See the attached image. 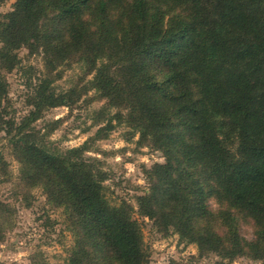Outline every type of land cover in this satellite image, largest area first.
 I'll return each instance as SVG.
<instances>
[{
	"label": "trees",
	"instance_id": "16d2710c",
	"mask_svg": "<svg viewBox=\"0 0 264 264\" xmlns=\"http://www.w3.org/2000/svg\"><path fill=\"white\" fill-rule=\"evenodd\" d=\"M22 47L41 53L50 71L74 60L91 75L81 90L58 93L52 77L39 78L33 109L17 124L6 117L0 75V132L23 177L67 211L69 264L150 257L143 221L128 202H111L87 141L59 150L48 139L47 148V133L31 127L44 109L90 90L119 108L96 134L114 129L126 109L140 138L165 157L136 197L140 216L215 253L219 264L244 255L264 262V0H14L0 12V68L20 64ZM211 198L221 207L211 209ZM234 211L253 221V240L240 236Z\"/></svg>",
	"mask_w": 264,
	"mask_h": 264
},
{
	"label": "rangeland",
	"instance_id": "374dc122",
	"mask_svg": "<svg viewBox=\"0 0 264 264\" xmlns=\"http://www.w3.org/2000/svg\"><path fill=\"white\" fill-rule=\"evenodd\" d=\"M14 0L0 4V12L12 9ZM174 7L179 10L180 6ZM183 10H188L183 6ZM20 64L7 71L0 68V75L7 85L6 117L19 123L33 107L29 104L33 87L39 78L50 76L52 87L61 92L75 87L82 89L84 69L71 60L54 71L47 68L41 53H31L22 47L18 50ZM106 108L105 116L98 114ZM119 111L116 106H107V99L94 90L80 93L72 104L46 108L31 127L47 133L51 146L59 150L82 145L87 141V157L98 160L99 166L107 173L104 181L106 194L112 203L128 202L134 208V216L143 221V240L148 248L149 264H219L222 260L213 252H201L195 243L182 240L170 227L164 229L153 220L137 213V195L147 193L151 187V175L155 164H164L165 157L150 138L141 139L129 120L126 109L121 119L113 117L112 130H101L108 115ZM0 264H69L70 249L74 234L69 230L70 218L65 209L48 200L41 184L27 181L21 171L22 163L14 151L9 137L0 132ZM211 209L221 205L213 198ZM238 215L237 227L240 236L247 241L255 238L254 223L249 217ZM226 264H264L261 259L248 255L239 256Z\"/></svg>",
	"mask_w": 264,
	"mask_h": 264
}]
</instances>
